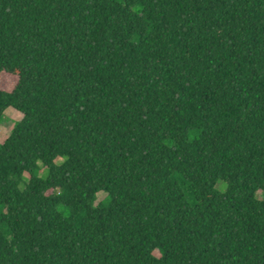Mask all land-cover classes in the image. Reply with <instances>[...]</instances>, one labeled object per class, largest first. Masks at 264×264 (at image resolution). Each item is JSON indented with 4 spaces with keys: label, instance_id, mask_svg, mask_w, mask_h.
<instances>
[{
    "label": "trees",
    "instance_id": "obj_1",
    "mask_svg": "<svg viewBox=\"0 0 264 264\" xmlns=\"http://www.w3.org/2000/svg\"><path fill=\"white\" fill-rule=\"evenodd\" d=\"M7 107L0 264H264V0H0Z\"/></svg>",
    "mask_w": 264,
    "mask_h": 264
},
{
    "label": "rangeland",
    "instance_id": "obj_2",
    "mask_svg": "<svg viewBox=\"0 0 264 264\" xmlns=\"http://www.w3.org/2000/svg\"><path fill=\"white\" fill-rule=\"evenodd\" d=\"M4 117L2 118V120L0 121V141H2L6 135L9 133L10 129L12 128L14 122L16 120H18L20 118V113L13 109L12 107H7L5 110H4ZM45 171L42 170L39 172V175H44ZM217 187H219L217 185ZM104 196V193L99 191L97 193V196H96V200H95V203L100 201V199H102Z\"/></svg>",
    "mask_w": 264,
    "mask_h": 264
},
{
    "label": "clouds",
    "instance_id": "obj_3",
    "mask_svg": "<svg viewBox=\"0 0 264 264\" xmlns=\"http://www.w3.org/2000/svg\"><path fill=\"white\" fill-rule=\"evenodd\" d=\"M140 7L141 6L137 3V4L133 5L132 11L136 12V11L139 10ZM63 159H66V157H61V160H63ZM24 179H27V177L25 176ZM217 185L219 186L220 191H223L224 188L226 187V184L223 181H220V180H217ZM0 227H2V226H0ZM6 235H7L8 239H11L10 233H6Z\"/></svg>",
    "mask_w": 264,
    "mask_h": 264
}]
</instances>
